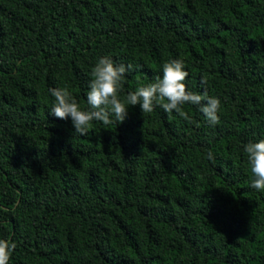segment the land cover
I'll return each instance as SVG.
<instances>
[{"label": "trees", "instance_id": "obj_1", "mask_svg": "<svg viewBox=\"0 0 264 264\" xmlns=\"http://www.w3.org/2000/svg\"><path fill=\"white\" fill-rule=\"evenodd\" d=\"M132 65L118 97L184 61L211 125L155 106L76 133L50 88L88 109L102 57ZM166 102L162 101L161 103ZM264 0H0V239L8 264H264Z\"/></svg>", "mask_w": 264, "mask_h": 264}, {"label": "clouds", "instance_id": "obj_2", "mask_svg": "<svg viewBox=\"0 0 264 264\" xmlns=\"http://www.w3.org/2000/svg\"><path fill=\"white\" fill-rule=\"evenodd\" d=\"M131 68L132 65L126 67L117 64L107 56L100 58L91 70L92 79L86 94L88 109L82 110L67 88H50L49 92L55 98L50 114L61 120L70 117L76 133L80 135L86 134L93 121L110 124L112 115L117 121L123 122L128 115L129 105H139L144 115L151 113L155 106L162 107L169 114L175 110L185 120L190 118L182 106L199 105L200 111L211 125L219 122L221 101L207 96L206 93L202 96L187 90L184 81L189 73L184 70L182 59L166 62L162 77L156 76L154 82L130 92L125 102L118 97V91L122 87L126 72ZM162 101L166 102L161 103ZM243 151L247 154L250 171L254 176L251 187L264 190V139L243 145ZM15 248V242L0 239V264H8L10 254Z\"/></svg>", "mask_w": 264, "mask_h": 264}]
</instances>
